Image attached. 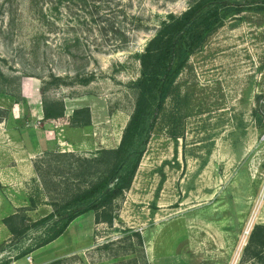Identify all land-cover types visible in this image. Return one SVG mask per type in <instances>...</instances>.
<instances>
[{
  "label": "rangeland",
  "instance_id": "1",
  "mask_svg": "<svg viewBox=\"0 0 264 264\" xmlns=\"http://www.w3.org/2000/svg\"><path fill=\"white\" fill-rule=\"evenodd\" d=\"M193 1L102 0L118 13L86 25L81 5L40 6L52 27L30 0H0V72L13 78L1 88L6 129L15 127L14 108L24 115L18 133L28 143L44 129L26 117L21 98V83L31 79L39 111L42 89L65 110L64 121L45 129L48 150L31 158L0 143L7 148L0 154V264H259L242 257L253 226H264V204L255 205L264 175V12L228 19L189 57L111 227L96 225L89 212L34 250L51 223L15 239L2 222L13 214L28 224L43 219L80 180L79 159L119 145L137 97L139 54L170 14ZM116 31L131 34L123 39ZM123 40V50L109 52ZM82 108L90 123L74 127L69 118Z\"/></svg>",
  "mask_w": 264,
  "mask_h": 264
},
{
  "label": "trees",
  "instance_id": "2",
  "mask_svg": "<svg viewBox=\"0 0 264 264\" xmlns=\"http://www.w3.org/2000/svg\"><path fill=\"white\" fill-rule=\"evenodd\" d=\"M65 3H71L74 7L81 5V8L85 9L80 11L84 15V18L80 19L85 25L88 22L92 24L99 22L104 14L112 16L118 13L117 10L106 6L102 0H30V10L41 13L42 19H46L47 23L51 19L48 25L54 27L53 17L49 18L48 15L42 14L41 7L51 6L54 10L60 5L64 7ZM246 12H264V0H195L181 14H170L138 56L140 76L134 83L137 97L134 110L122 131L119 145L112 149H101L90 158L79 159L80 172L77 176L80 180L68 185L65 194L52 203L53 211L43 219L32 224H28L26 218L20 217L19 214L3 219L2 222L10 234L19 239L31 229L47 222L51 223L47 236L35 246L36 250L57 240L77 218L89 212L93 213L96 225L106 224L111 227L118 219L117 203L132 186L157 118L166 100L173 96L175 82L187 65L189 57L228 19ZM68 18L78 24L80 22L70 15ZM139 29L141 28L133 26L132 31ZM112 33L123 39L131 34L120 31ZM124 43L123 40L118 45L109 46V52L123 50L127 44ZM29 77L38 79L34 76ZM50 78L52 81L60 79L53 74ZM81 82L86 84L88 80ZM12 83L13 78L6 77L0 72V100L3 97L2 86L10 87ZM43 94L42 89V122L50 124L64 121L63 103L50 102ZM16 105L19 104L16 102ZM22 107H27V104ZM9 113V110L0 104V123L7 121ZM69 122L74 127L89 125L88 108L74 110ZM170 137L174 140L179 138L175 130L170 132ZM242 260L264 264L263 225L253 226Z\"/></svg>",
  "mask_w": 264,
  "mask_h": 264
},
{
  "label": "crops",
  "instance_id": "3",
  "mask_svg": "<svg viewBox=\"0 0 264 264\" xmlns=\"http://www.w3.org/2000/svg\"><path fill=\"white\" fill-rule=\"evenodd\" d=\"M35 80H30L28 83L25 85L24 83H21V95L26 99L28 105H29V110L30 113L26 114V117H31L33 118L32 124H38L41 125L45 130L46 128L50 127L51 124H44L42 122L43 114H42V109H38V84H35L33 82ZM31 100L34 101L35 105L33 106L31 104ZM17 109L12 110V122L16 123L15 127L11 129L10 131L6 129V121L0 123V143H5L6 141L9 142L10 145L16 144L18 147L17 150H19L18 154L20 156L26 155L28 157H34L38 155L39 153H42L46 150L49 149V143H50V138L48 137V132L45 130L43 131L42 129H38L35 132L36 133V139L34 142L28 143V140L26 136L23 134L19 136L18 130L22 128V118L24 115L21 116L17 114ZM21 120V121H20ZM16 129V130H15ZM8 130V131H7ZM40 130V131H39ZM18 135V136H17ZM6 151L7 148L6 146H3L0 144V154L1 151ZM3 154V153H2Z\"/></svg>",
  "mask_w": 264,
  "mask_h": 264
},
{
  "label": "built area",
  "instance_id": "4",
  "mask_svg": "<svg viewBox=\"0 0 264 264\" xmlns=\"http://www.w3.org/2000/svg\"><path fill=\"white\" fill-rule=\"evenodd\" d=\"M264 204V175H263V180H262V184H261V188H260V191H259V194L257 196V199L255 200V205L257 207V210L258 211ZM252 224L253 222L250 223V229L252 227ZM248 234V232H247Z\"/></svg>",
  "mask_w": 264,
  "mask_h": 264
}]
</instances>
